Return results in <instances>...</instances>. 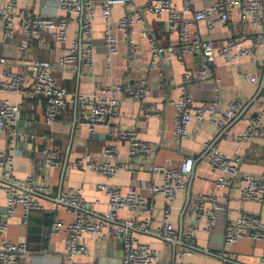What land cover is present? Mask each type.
I'll return each mask as SVG.
<instances>
[{
  "label": "crops",
  "instance_id": "crops-1",
  "mask_svg": "<svg viewBox=\"0 0 264 264\" xmlns=\"http://www.w3.org/2000/svg\"><path fill=\"white\" fill-rule=\"evenodd\" d=\"M9 0H0L7 2ZM17 8L15 14L19 18L22 14L29 15H61L52 0H15ZM183 0H174L181 5ZM213 0H193V10L202 9L211 4ZM129 9L142 14L152 28L158 47L168 48L178 43V36L167 31L163 20H158L148 9L145 3L136 1ZM127 8L116 5L112 15L114 26L125 15ZM238 12V11H237ZM235 12L226 25H220L214 34H210L206 22L195 23L194 32L201 33L203 37H210L215 45L236 41L239 47L253 48L250 56L242 57L234 63H226L217 57L214 64L208 69L213 74L210 81H194L186 88L197 103L208 101L219 102L222 109L234 100L240 99L243 106L236 116L224 129H219L213 121L195 120L190 127V134L183 142L178 143L174 137V108L171 104L184 90L183 75L186 72H195L203 64L199 54H190L185 59L167 57L162 61L160 71H151V47L142 36V27L137 24L133 31L134 44H130L127 37L120 30L115 29L119 39V53L107 61V50L104 46L105 20L98 13L94 18V42L96 45V66L89 71L80 64L76 68L66 71L55 69L54 75L58 84L70 92L91 93L113 83L129 85L137 79L146 78L151 86V93L145 101H133L126 96L122 98L119 110L111 119V129L98 128L95 138L79 123L81 115L76 104L68 105L61 117L65 125L63 129H55L44 124L46 118L45 103L42 99L28 100L20 93H2L1 99H8L21 107V117L18 126L10 125L0 131V152L13 156V175L20 191L33 190L44 207L24 221L22 208L9 222L6 234L0 235L18 244H26L28 255L19 264H91L93 261L109 257L122 262L124 256L123 244L117 239H98L87 235L84 244L88 248L87 256L76 257L70 261L66 254L68 231L66 226L75 222L76 217L69 213L67 207L61 205L59 197L71 190L82 189L85 199L92 205V211L85 213L93 220H99L108 209V199L105 193L98 189L99 184L119 186L123 192L135 186L140 193L150 198V205L154 209V224L150 232H137L138 238L157 250L160 255L158 264H179L176 253L183 248L180 238L174 243L162 240L157 231L162 225L159 211L167 208L164 197L158 195L151 197L150 188L162 183L161 173L152 172L153 164L158 166H172L179 168L185 157L195 160V177L192 186V199L203 196L215 190L216 176L210 172V164L205 145L218 148L225 155L232 156L239 153L243 157L241 167L242 175L254 174L261 176L264 172V137L256 136L249 142L238 145L235 138L244 132L249 121L264 109V90L258 97L261 83L264 78V47L260 44V29L242 22ZM193 13L187 14L191 18ZM16 34L9 38L4 36V29L0 21V58L9 59L8 70L25 72L26 63L33 60L55 62L59 54L69 49L59 47L53 37L46 35L50 44L49 49H42L34 40L25 54L19 52V42L22 37V21L16 20ZM71 37H81V24L70 26ZM138 46L141 57L138 62L131 63L129 50ZM81 66V67H80ZM109 67V68H108ZM81 68L80 82L78 83L79 69ZM79 84V85H78ZM68 85V86H67ZM152 109L154 113L147 114ZM77 119L71 154L65 173L63 172L65 157L71 139L72 125ZM264 122V121H263ZM121 129H134L139 138L153 145L151 155L144 157L145 169L139 170L133 166L132 170L121 171L114 179L109 180L102 174L93 171H84L75 166V160L85 152H90L97 162L105 161L103 149L110 144L118 142V131ZM43 133L49 136L48 140H29L31 132ZM102 138H101V137ZM50 141L61 152V166L59 170L48 168L44 163L42 149ZM122 143L121 160L126 159V148ZM170 161V162H169ZM1 183V173H0ZM220 193V191H218ZM187 199V192L178 196L171 207L170 221L176 230L180 231L181 215ZM6 198L0 193V220L6 211ZM242 213L257 215L264 222V205L243 201L235 191L230 192L229 199L222 204L219 218L215 225L209 228L208 222L203 220L196 234L194 253L186 257L185 262L197 264H259L264 251V243L242 240L233 246L225 243L227 228L235 224ZM135 219H141L138 212L133 213ZM126 214L122 213V217ZM60 221L65 227L53 233L54 224ZM184 232L188 228L187 213L184 217Z\"/></svg>",
  "mask_w": 264,
  "mask_h": 264
},
{
  "label": "built area",
  "instance_id": "built-area-1",
  "mask_svg": "<svg viewBox=\"0 0 264 264\" xmlns=\"http://www.w3.org/2000/svg\"><path fill=\"white\" fill-rule=\"evenodd\" d=\"M61 15H29L22 14L19 18L15 14L17 3L15 0L0 2V21L5 37L16 34V20L23 23L19 42V52L25 54L36 40L42 49H49L50 44L46 35L53 37L59 47L69 49L59 54L55 62L33 60L26 63L25 72L7 69L9 59L0 58V95L2 93H20L24 98L34 101L42 99L45 103L46 126L63 129L62 114L68 105L77 104L80 125L94 134L98 128L111 129V119L119 110L122 98L126 96L133 101H145L150 93L151 86L146 78L137 79L129 85L113 83L91 93H73L60 86L54 75L55 69L66 71L81 65L92 71L96 66V45L94 42V18L100 13L105 20L104 46L107 50V61L119 53V39L115 29L125 34L130 44H134L133 31L137 24L142 27V36L151 47V71L162 70L163 57L169 59L177 57L184 60L187 55L199 54L203 61L195 72H186L183 75L184 90L182 94L171 101L174 108V137L178 143L189 137L190 127L195 120L210 119L219 128L224 129L233 120L243 106L240 99L230 101L225 109L219 102L208 101L197 103L187 86L194 81H210L213 74L208 67L221 57L226 63L250 56L253 48H241L236 41L215 45L210 37H203L194 32L195 23L206 22L210 34H214L217 27L226 25L232 15L237 12L241 21L260 29V44L264 47V0H213L210 5L202 9L193 10V0H183L176 5L174 0H52ZM136 1L145 3L150 12L158 19L163 20L167 31L178 36V43L166 49L157 45L156 38L147 19L129 9ZM116 5L127 8L125 15L116 27L112 22V15ZM193 13L191 18L186 15ZM81 24L82 32L79 39L71 37L70 26ZM131 63L139 61L141 54L135 44L129 50ZM109 68V67H108ZM161 78L164 75L161 73ZM152 109L147 114L152 115ZM21 117V107L8 99L0 98V131L8 126H18ZM264 109L249 121L246 130L235 138L238 145L249 142L256 136L264 137ZM49 136L43 133L31 132L29 140H48ZM118 142L106 146L102 153L105 161L97 162L90 152H85L75 160V166L84 171H93L102 174L109 180L114 179L121 171L132 170L138 166L145 169L144 157L151 155L154 147L151 143L139 138L136 130L121 129L118 131ZM122 143L126 148V159L121 160ZM209 154L210 172L216 176L215 190L197 197L190 202L187 210L188 228L183 233L181 242L185 245L176 253L179 264H197L185 262V258L192 256L196 242V234L203 220L208 222L209 228L216 224L222 204L229 199L230 192L235 191L243 201L264 205V172L261 176L254 174L242 175L243 157L236 153L232 156L223 154L218 148L205 145ZM45 165L53 170H59L62 162L61 152L50 141L42 149ZM13 156L0 152V193H4L7 206L4 218L0 220V235L7 233L9 222L22 208L25 223L31 214L43 211L39 197L33 190L20 191L16 186L13 175ZM170 162V161H169ZM193 157H185L179 168L172 166H151L152 172L161 173L162 183L150 188L151 197L162 196L167 201V208L159 211L162 225L157 235L164 241L174 243L179 233L170 221L171 207L182 193H186L192 173L195 169ZM98 189L106 194L108 209L99 220L89 218L85 213L92 211V205L85 199L82 189L71 190L59 197L61 205L67 207L69 213L76 217L74 223L66 226L68 238L66 254L70 261L76 257L87 256L89 251L84 244L87 235L100 239H117L123 244V264H158L160 255L149 244L143 243L137 232H150L154 224V209L150 205V198L143 195L132 186L123 192L119 186L99 184ZM220 191V193H218ZM138 212L141 219H135L133 213ZM122 213L126 216L122 217ZM65 225L57 221L53 233ZM242 240L264 243V222L254 214L242 213L235 224L227 228L225 243L233 246ZM28 255L26 244H18L8 239L0 241V264H19ZM259 264H264V251Z\"/></svg>",
  "mask_w": 264,
  "mask_h": 264
},
{
  "label": "water",
  "instance_id": "water-1",
  "mask_svg": "<svg viewBox=\"0 0 264 264\" xmlns=\"http://www.w3.org/2000/svg\"><path fill=\"white\" fill-rule=\"evenodd\" d=\"M80 77H81V68L79 69L78 83L80 82ZM263 90H264V78H263V81L261 83V87H260L259 93H258V95H257L256 98H258L262 94ZM78 92H79V89L77 87V93ZM76 114H77V104H76ZM76 125H77V119L75 118V120L73 122V125H72V133H71L70 143H69V146H68V149H67V153H66V157H65L64 169H63V172L64 173H65L67 164L69 162V158H70V154H71V149H72V144H73V139H74ZM93 136L95 138H99V135L98 134H94ZM194 165H195V163H194ZM194 177H195V169H194V171L192 173V177H191V179L189 181V184H188L187 199H186V203H185V206L183 208L182 215H181V227H180V231H179V238H180V240H182V236H183V233H184V229H183L184 228V226H183L184 217H185V215L187 213V210L189 208V205H190V202H191V199H192V186H193V182H194ZM183 246H185V245L183 244ZM91 264H123V262H118L115 259H111L109 257H106V258H102V259L95 260Z\"/></svg>",
  "mask_w": 264,
  "mask_h": 264
},
{
  "label": "trees",
  "instance_id": "trees-1",
  "mask_svg": "<svg viewBox=\"0 0 264 264\" xmlns=\"http://www.w3.org/2000/svg\"><path fill=\"white\" fill-rule=\"evenodd\" d=\"M68 86V85H67ZM244 161V160H243Z\"/></svg>",
  "mask_w": 264,
  "mask_h": 264
}]
</instances>
